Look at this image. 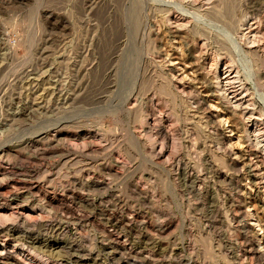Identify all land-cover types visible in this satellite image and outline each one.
<instances>
[{
  "label": "rangeland",
  "instance_id": "1",
  "mask_svg": "<svg viewBox=\"0 0 264 264\" xmlns=\"http://www.w3.org/2000/svg\"><path fill=\"white\" fill-rule=\"evenodd\" d=\"M166 1L0 0V264H264V0Z\"/></svg>",
  "mask_w": 264,
  "mask_h": 264
},
{
  "label": "bare ground",
  "instance_id": "2",
  "mask_svg": "<svg viewBox=\"0 0 264 264\" xmlns=\"http://www.w3.org/2000/svg\"><path fill=\"white\" fill-rule=\"evenodd\" d=\"M146 1V0H145ZM150 1V0H149ZM160 1H162V0H160ZM172 1V0H171ZM171 1H166V3H170L171 4ZM155 2V1H154ZM157 2V1H156ZM164 2V1H163ZM162 2V4H164ZM224 2V1H223ZM160 3V2H159ZM158 3V4H159ZM168 3V4H169ZM173 3V2H172ZM161 4V3H160ZM162 4H161V6H162ZM167 4V5H168ZM149 5V4H148ZM175 5V4H174ZM236 5H237V3H236ZM125 6V5H124ZM229 6V5H228ZM227 6V7H228ZM174 7V6H173ZM124 8V7H123ZM172 8V7H171ZM175 8H177L176 6H175ZM229 8V7H228ZM162 9V8H161ZM168 9H170V8H168ZM150 10V9H149ZM166 10H167V8H166ZM173 10V9H172ZM184 10V9H183ZM182 10V11H183ZM179 11V10H178ZM178 11H177V13H178ZM186 11V10H185ZM175 12H176V10H175ZM149 13V12H148ZM181 13V12H180ZM145 14V13H144ZM183 14V13H182ZM228 14V13H227ZM232 14V13H231ZM134 15V14H133ZM188 15V14H187ZM226 15V14H225ZM229 16V15H228ZM175 17H176V15H175ZM170 19L172 18V16L171 17H169ZM177 18V17H176ZM124 19V18H123ZM185 20H186V18H182L181 19V24H185L186 25V23H185ZM251 21V20H250ZM125 22V21H124ZM187 22V21H186ZM255 23V22H254ZM188 24V23H187ZM169 25V24H168ZM180 25V24H179ZM145 26V25H144ZM184 26V25H183ZM157 28V27H156ZM169 28H170V26H169ZM145 29V28H144ZM126 30V29H125ZM154 30V29H153ZM165 30V29H164ZM168 30H170V29H168ZM142 32V31H141ZM169 33H171V36H174V34H173V31L172 30H170L169 31ZM196 33V32H195ZM184 34V33H183ZM148 35V34H147ZM255 35H257V34H255ZM254 35V36H255ZM175 36H177V35H175ZM234 36V35H233ZM254 36H251L250 38H252L251 40L253 41L254 40ZM257 37V36H256ZM241 38V37H240ZM179 40V39H178ZM251 40H249L248 42H251ZM262 40V39H261ZM191 42V41H190ZM234 42H235V47H237V48H239L240 50H241V48L242 49H244L245 48V46H244V44L242 43L243 41H241L240 39H238V38H234ZM175 44V43H174ZM202 44V43H201ZM201 44H200V46H201ZM180 46V45H179ZM178 45L176 46V45H172L171 46V54H174L175 52H180L181 51V48L179 47ZM233 46V45H232ZM230 47V46H229ZM244 47V48H243ZM200 48V47H199ZM184 50V49H183ZM228 50V49H227ZM167 51V50H166ZM230 51V50H229ZM170 54V52H168V55H171ZM182 54V53H181ZM176 55V54H175ZM234 55V54H233ZM192 56V55H191ZM166 57V56H165ZM172 57V58H171ZM170 57V60H171V62H170V68H171V70L173 71V72H175L176 73V77L177 78H179V77H185L186 78V80H191V74L188 72L189 71V69H191V66H190V64L188 65L187 64V62H184V59H182V58H179L177 55L176 56H171ZM184 58V57H183ZM194 58V57H193ZM200 61V60H199ZM194 62V61H193ZM190 63V62H189ZM210 63V62H209ZM201 64V63H200ZM225 66V65H224ZM232 68V67H231ZM228 70H229V68H228ZM226 73H228L227 71H226ZM225 74V73H224ZM175 77V76H174ZM175 77V78H176ZM234 78H237L236 76L234 77V76H230V75H225V76H223V77H220V73H219V76H218V81H217V84H218V87L219 86H222L226 91H228V90H230L231 88H232V85L234 84V81H233V79ZM250 78V77H249ZM182 79V78H181ZM193 79V78H192ZM197 81V80H196ZM181 82V81H180ZM187 82V81H186ZM185 82V83H186ZM183 83H184V81H183ZM189 85V84H188ZM193 85V84H192ZM212 85V84H211ZM209 86V85H208ZM211 87V86H210ZM191 88V87H190ZM209 88V87H208ZM233 89V88H232ZM212 94V93H211ZM199 95V94H198ZM227 95V94H226ZM233 97H235V96H233ZM195 98V97H194ZM228 98H229V96H228ZM208 99V98H207ZM235 99V98H234ZM189 100V99H188ZM191 100V99H190ZM220 100V99H219ZM225 101V100H224ZM234 101V100H233ZM232 100H231V102H233ZM238 101V99L236 98L235 99V101L234 102H237ZM247 101V100H246ZM205 102V101H204ZM208 102H210V101H208ZM201 103H203V102H201ZM248 104H250V103H248ZM222 105H224V104H222ZM205 106V105H204ZM243 107V106H242ZM241 107V108H242ZM207 108V107H206ZM218 106L217 105H214V104H210L209 105V110H208V112H209V114H210V117L211 116H213L214 118H216L217 117V119H216V121H218V125H220V127H221V125H222V122L223 121H226V123H227V118L224 120V119H221V118H218V116H219V114H217L216 113V111L218 110ZM263 108V107H262ZM227 111V110H226ZM229 111V110H228ZM231 112V111H230ZM233 112V111H232ZM237 112V111H236ZM203 114V113H202ZM229 115V114H228ZM231 115V114H230ZM244 115V114H243ZM222 116V115H221ZM232 116V115H231ZM247 116V115H246ZM224 117V116H223ZM236 117V116H235ZM207 119V118H206ZM235 119V118H234ZM215 120V119H214ZM234 121V120H233ZM239 121V120H238ZM239 123V122H238ZM217 126V125H216ZM225 128H229L230 130V132H232L233 131V128H231L232 127V125L231 124H229V123H227V124H225ZM260 126V125H259ZM243 128V127H242ZM260 128V127H259ZM220 129V128H219ZM250 130V129H249ZM251 131V130H250ZM259 131V130H258ZM258 131H256V130H253V135H255V137H256V139L258 140V142H260V143H262V145H263V148H264V133H262V131L261 132H258ZM222 133V132H221ZM251 132H249V134H250ZM227 134H229V132L227 133ZM238 135H240V134H238ZM227 136V135H226ZM225 136V137H226ZM231 136H233L232 135V133H230L229 134V137H231ZM235 137V136H234ZM231 139H233V137H231ZM234 141V140H233ZM228 142V141H227ZM256 143V142H255ZM236 145V144H235ZM240 145H241V143H240ZM239 148V147H238ZM221 150V149H220ZM261 150V149H260ZM263 150V149H262ZM231 151V150H230ZM237 152V151H236ZM263 153V152H262ZM230 154V153H229ZM240 157V156H239ZM263 159V158H262ZM236 161H238V160H236ZM237 164V163H236ZM190 175V174H189ZM255 176V175H254ZM30 186V185H29ZM31 187V186H30ZM264 197V196H263ZM227 214V213H226ZM150 224V223H149ZM115 236V235H114ZM117 237H118V235H117ZM123 241H124V239H122ZM121 241V240H120ZM126 241V240H125ZM121 243V242H120ZM123 246H125L124 244H122ZM127 246V245H126ZM128 247V246H127ZM67 248V247H66ZM126 248V247H125ZM68 250V249H67ZM69 252V251H68ZM28 254V253H27ZM257 254V253H256ZM34 256V255H33ZM70 256H71V254H70ZM32 258V257H31ZM126 259V258H125ZM125 261V260H124Z\"/></svg>",
  "mask_w": 264,
  "mask_h": 264
}]
</instances>
